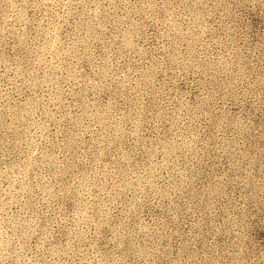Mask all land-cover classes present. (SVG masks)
<instances>
[{
	"label": "rangeland",
	"instance_id": "obj_1",
	"mask_svg": "<svg viewBox=\"0 0 264 264\" xmlns=\"http://www.w3.org/2000/svg\"><path fill=\"white\" fill-rule=\"evenodd\" d=\"M0 264H264V0H0Z\"/></svg>",
	"mask_w": 264,
	"mask_h": 264
}]
</instances>
